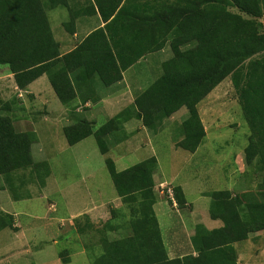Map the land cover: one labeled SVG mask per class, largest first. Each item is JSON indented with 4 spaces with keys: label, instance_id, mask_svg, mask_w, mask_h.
Returning <instances> with one entry per match:
<instances>
[{
    "label": "trees",
    "instance_id": "1",
    "mask_svg": "<svg viewBox=\"0 0 264 264\" xmlns=\"http://www.w3.org/2000/svg\"><path fill=\"white\" fill-rule=\"evenodd\" d=\"M56 7L68 11L61 25L69 34L81 16L95 15L103 25L61 54L47 15V10ZM263 27L264 0H0V64L8 66L21 90L45 74L56 97L68 107L76 100H98L85 95L82 87L88 80L97 77L110 85L137 60L168 46L171 55L162 62L160 75L134 98L131 107L95 129L86 118L64 126L67 143L93 134L105 154L108 140L118 144L127 138L123 128L127 119H140L147 129L157 132L165 118L185 107L182 138L175 145L194 152L205 138L197 104L229 76L250 130L246 163L256 158L264 171ZM3 112H10L7 101L0 104L1 188L9 187L19 196L16 180L23 184V179L18 170L37 172L44 185L50 168L47 161L33 160L36 133L18 131L13 116ZM104 162L117 196L129 211L123 215L120 209L123 221L103 224L97 242L90 245L91 264H236L234 243L264 230V177L255 191L205 192L210 197L209 216L220 219L222 226L208 230L197 224L190 239L197 257L169 258L153 207L157 201L155 156L122 170L116 169L110 157ZM171 190L176 205L183 207L182 187L174 185ZM117 211L111 209V217ZM4 228L18 227L12 213L0 210V231ZM110 231H117L118 237L109 238ZM59 256L64 262L69 260L68 254Z\"/></svg>",
    "mask_w": 264,
    "mask_h": 264
},
{
    "label": "rangeland",
    "instance_id": "2",
    "mask_svg": "<svg viewBox=\"0 0 264 264\" xmlns=\"http://www.w3.org/2000/svg\"><path fill=\"white\" fill-rule=\"evenodd\" d=\"M47 15L57 41L61 36L69 35L61 25L68 19L64 7L49 9ZM262 31L264 33V27ZM158 58L161 56L154 54V67L160 62ZM158 70L160 74L161 69ZM15 86L8 66L0 64V104L7 101L10 107L9 113H3L13 116L18 131L36 133L37 139L31 145L33 160L47 161L50 174L41 185L37 172L31 174L29 168L18 170L16 173L23 179V184L16 180L18 188L15 191L19 196L9 187L1 188L4 181L0 174V210L12 213L18 227L17 230L4 228L0 231V264H91L94 253L90 245L97 242L103 224L123 221V215L129 211L116 194L105 157L113 159L117 170L149 156L156 157L155 173L162 176L155 177L156 202L161 201L155 206V213L161 228H165L163 233L167 225L164 222L166 216L163 218L161 214L171 215L174 219L171 223L182 236L184 245H187L185 228H191L192 221L203 224L209 218L210 197L205 192L220 189H229L233 193L255 191L264 177L256 158L250 165L246 163L244 149L249 143L250 130L229 76L200 101L199 116L206 136L194 152L176 147L174 143L181 134L179 116L187 113L185 107L175 115L176 122L166 120V126L155 136L150 133L144 138L139 131L122 143L114 144L108 140L109 150L102 154L93 134L75 144L67 143L64 126L82 119L85 114L73 115L57 99L51 101L53 95L45 77L29 86L32 90L28 93L17 91ZM116 113L99 114L93 129ZM174 185L183 187L185 198L192 205L191 211L170 206L173 201H169V194ZM111 209H119L114 217H111ZM258 233L261 235L256 242L241 241L246 253L260 248L264 230ZM67 254L69 260L62 261L59 255Z\"/></svg>",
    "mask_w": 264,
    "mask_h": 264
},
{
    "label": "crops",
    "instance_id": "3",
    "mask_svg": "<svg viewBox=\"0 0 264 264\" xmlns=\"http://www.w3.org/2000/svg\"><path fill=\"white\" fill-rule=\"evenodd\" d=\"M102 25H103V23L95 15L79 17L76 21L75 31L73 34H69L65 31L67 34H69L68 36H61L60 41H57L55 39L59 43L60 53L65 54V53L69 52L91 30L95 29L98 26H102ZM154 54H159L161 56V59H159V58L157 59L158 61L160 60V62L158 64H156L155 67H154V62H153ZM170 55H171V52H170V49L168 46L163 47L159 51L150 53V54L140 58L139 60H137L133 65L129 66L127 69L123 70L122 71V79L119 81H116L110 85H104L97 77H94V78L88 80L87 84H85V86L82 87V88L86 89V92H84V93H86L85 95H87L89 97H94V98L98 97V100H96V101L86 100L84 103H82L80 100H76L75 102H77V103H75L73 101L74 103L71 104V106H68V107L64 106L65 110L69 109V112H71L73 115L76 113L81 114V115L85 114L83 118H86L87 120H90V121L95 123L96 117L99 114L107 115L108 112H110V111L111 112L113 111L114 113H116V112L122 110L123 108L131 107L132 103L134 101V98L139 93H141L144 89H146L153 81H155L157 79V77L160 75V74H158V71H159L158 69L159 68L161 69L162 62L164 60H166L167 58H169ZM156 67H157V69H156ZM10 76H13L12 73H10ZM41 77H45L46 80H48L46 75L43 74L40 77H38L37 79H35L34 81H32L26 87V90H20L17 88V86H15V89H17V91H19V92L28 93V91L30 92V90H32L29 88V86H31L36 80L40 79ZM48 84L50 85L49 81H48ZM49 89H50L51 94L53 95V98L52 97L50 98V99H52L51 101H56V99H57L58 100L57 102H59V99L54 94V92L51 88V85H50ZM39 92L41 93V91H39ZM46 93H45V96H46ZM48 95H50V94H48ZM197 108H198V111L200 114V110H201L200 102L197 104ZM180 109H182V107L179 108L177 111L173 112L169 117H167L163 120L161 129H163L166 126V120L167 121L169 120L170 122H176L177 121L175 119V115L180 111ZM186 116H187V113L186 114L182 113L179 116V121H180L179 126H181V123L186 118ZM201 121L203 123L202 119H201ZM123 128H124V131H125L127 138L125 140L119 142V143L130 140L139 131L141 133H143L144 138H145V136H147V134L152 133L155 136V134L158 132V131L152 132L151 130L147 129L142 124L140 119H137L134 117L127 119L123 123ZM181 138H182V132H181V134L179 133L178 138L174 143L176 144L178 141H180ZM152 156H154V155H152ZM157 175H161V174H158V173L154 174V182L156 179L155 177ZM182 190L184 193L183 187H182ZM203 192H202V194H203ZM158 202H161V201H158ZM158 202H155V204L153 205L154 210H155V206L157 205ZM170 206L172 208H176V209L182 210V211H184V209H188L191 211V209H192V205L190 203H188L187 200H186L185 205L183 207L179 208L176 205V203H173V202H172V204H170ZM161 215L163 218H164V216H166L164 218V220H165L164 222L167 225V230L165 231V233H163V230L165 228L164 229L161 228V223L159 221H158V223H159V227L161 230V234H162L164 243H165L166 248H167L169 258L182 257L184 255H192L194 257H197V253L194 250L190 239L195 232V229H194L195 226L197 224L201 223L202 221H199V222H197V221L193 222L192 221L191 225H189L191 228L187 229L184 227L186 229V233H184L186 236L185 242L187 241V245H184L182 236L180 235L179 231H176L174 224L171 223V221L174 220V219H172L171 215L168 214L167 212H165L164 214H161ZM178 215H179V213H178ZM183 216H184V214L182 213L181 218ZM184 221H183V223H184ZM164 222L162 225L163 227H164ZM201 225H203L206 229L211 230L214 228L221 227L222 221L220 219H212L209 216L208 220L204 221V223ZM117 231L108 232L107 233L108 237L109 238L118 237ZM260 231H263V230H259L256 232L249 233L248 237L245 240H251L252 242L258 241L260 238L258 236L261 235L260 233H258ZM179 235L181 236V239H179V237H178ZM242 242H243V240H242ZM242 242L241 241L235 242V243H238L237 244V245H239L238 248H236L237 245L234 243V247H235L236 252H237L236 264H264V238L262 240L260 248H258V250L256 249L257 251H253V252H249V253L245 252V246L242 245ZM204 259H203V261H204ZM205 261H207V259Z\"/></svg>",
    "mask_w": 264,
    "mask_h": 264
},
{
    "label": "built area",
    "instance_id": "4",
    "mask_svg": "<svg viewBox=\"0 0 264 264\" xmlns=\"http://www.w3.org/2000/svg\"><path fill=\"white\" fill-rule=\"evenodd\" d=\"M161 187H163L164 185H160ZM163 189H161V191H162ZM169 194V193H168ZM169 196H170V199L174 202V199H173V196H172V193L170 192V194H169ZM175 203V202H174Z\"/></svg>",
    "mask_w": 264,
    "mask_h": 264
},
{
    "label": "clouds",
    "instance_id": "5",
    "mask_svg": "<svg viewBox=\"0 0 264 264\" xmlns=\"http://www.w3.org/2000/svg\"><path fill=\"white\" fill-rule=\"evenodd\" d=\"M171 201H172V200H171ZM174 202H175V200H174ZM174 202H173V203H174Z\"/></svg>",
    "mask_w": 264,
    "mask_h": 264
}]
</instances>
